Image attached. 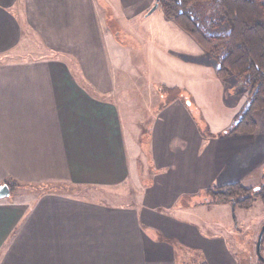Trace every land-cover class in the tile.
Returning a JSON list of instances; mask_svg holds the SVG:
<instances>
[{
    "label": "crops",
    "instance_id": "0c3cea01",
    "mask_svg": "<svg viewBox=\"0 0 264 264\" xmlns=\"http://www.w3.org/2000/svg\"><path fill=\"white\" fill-rule=\"evenodd\" d=\"M154 3L0 0V187L21 186L0 201V264H178L174 244L196 242L207 244L209 264H236L218 246L212 251V239L201 229L209 222L185 215L209 205L191 203L180 215L141 205L155 183L142 187L137 165L145 155L124 123L106 46H122L121 20L137 38L138 18L149 17ZM110 15L119 25L116 32ZM21 46H43L49 53L11 61ZM158 47L162 53L164 46ZM126 52L130 57L132 50ZM177 105L168 109L183 112ZM185 117V137L200 141L198 128ZM240 139L251 140L242 134L233 140ZM209 150L204 177L212 172V145ZM126 184L144 191L123 206L41 191Z\"/></svg>",
    "mask_w": 264,
    "mask_h": 264
},
{
    "label": "rangeland",
    "instance_id": "374dc122",
    "mask_svg": "<svg viewBox=\"0 0 264 264\" xmlns=\"http://www.w3.org/2000/svg\"><path fill=\"white\" fill-rule=\"evenodd\" d=\"M209 12L202 19L204 22L199 21V25L207 31L206 35H218L225 28L224 17L216 8ZM144 15L137 21L138 39L124 31L128 30L127 22L121 20L118 29L119 25L110 15L108 24L114 25L115 32L118 29L122 46L119 43L120 46H106L111 70L118 82L124 123L132 137L137 138L146 157H142L137 165L142 187L147 188L155 183L148 189L145 201H140L141 205L170 215H180V211L189 209L191 203H204L206 198L209 200L206 194L209 190L232 184H241L248 189L259 188L264 184V111L254 114L256 132L252 135L242 134L251 139L249 142L245 139L234 141L237 135L217 137L232 127L248 102L249 93L239 86L232 75L220 79L218 62L195 39L168 19L163 10L158 9L149 17ZM110 42L113 44V39ZM158 46H164L162 53ZM127 49L132 50L130 57ZM15 53L11 61L33 60L48 56L49 52L43 46H21ZM165 88L173 90L169 94L173 96L177 93L174 89L189 93L195 102L188 96L184 100L180 96L161 108L169 93ZM176 102H179L177 106L183 107V112L176 107L168 109ZM192 102L193 107L201 111V120L212 137H203L196 123L200 117L194 116L189 108ZM185 116L198 128L200 141L192 142L191 137H185L188 124ZM224 139L232 141L220 143ZM184 144L188 155L183 159L180 150ZM210 145L212 172H206L204 177L201 165L210 160ZM154 169L163 171V174H154ZM196 170L200 172L198 177L194 174ZM144 188L136 191L126 184L117 189L69 188L61 191L123 206L133 204L139 191L143 192ZM200 208L195 213L185 215L192 220L209 222L205 231L204 227L201 229L204 236L212 239V251L213 247L218 246L224 254H230L236 264H260L256 245L264 226V206L259 198L249 210L234 208L231 203ZM183 238L187 240V237ZM206 245L196 242L195 246L188 248L182 245L180 248L174 244L177 263L209 264L204 249ZM261 253L264 257V242Z\"/></svg>",
    "mask_w": 264,
    "mask_h": 264
},
{
    "label": "trees",
    "instance_id": "16d2710c",
    "mask_svg": "<svg viewBox=\"0 0 264 264\" xmlns=\"http://www.w3.org/2000/svg\"><path fill=\"white\" fill-rule=\"evenodd\" d=\"M214 8L224 17L225 28L218 35L212 33L208 36L199 21ZM159 9L218 62L220 79L232 75L249 91L248 102L232 127L217 137L254 134L257 130L254 114L264 111V0H160ZM165 90L169 93L161 108L167 107L180 96L183 100L188 96L193 101V98L182 90L174 89L177 92L175 96L169 95L173 90ZM193 105L192 102L189 108L193 110L194 116L200 117L196 123L199 124L203 137H212L207 125L201 120V114ZM8 186L11 192L21 187L17 184ZM69 188L63 190L67 191ZM41 190L61 191L59 187H41ZM206 194L209 200L206 198L204 204L207 205L231 203L234 208L249 210L259 198L264 206V184L257 189L232 184L209 190Z\"/></svg>",
    "mask_w": 264,
    "mask_h": 264
},
{
    "label": "water",
    "instance_id": "95a60500",
    "mask_svg": "<svg viewBox=\"0 0 264 264\" xmlns=\"http://www.w3.org/2000/svg\"><path fill=\"white\" fill-rule=\"evenodd\" d=\"M160 8V0H155L154 5L149 10L146 16H151L154 12H156ZM11 196V189L8 185H3L0 187V201L4 199H8ZM264 238V226L260 231V234L258 236V241L256 245V254L258 259H260L262 262H264V257L262 256L261 249H262V243Z\"/></svg>",
    "mask_w": 264,
    "mask_h": 264
},
{
    "label": "flooded vegetation",
    "instance_id": "af4514ba",
    "mask_svg": "<svg viewBox=\"0 0 264 264\" xmlns=\"http://www.w3.org/2000/svg\"><path fill=\"white\" fill-rule=\"evenodd\" d=\"M238 81V80H237ZM239 83V86L241 87V88H243V84L242 83H240V82H238ZM244 89V88H243ZM248 93H249V91H247ZM263 242H264V238H263ZM262 245H263V243H262ZM262 250V249H261ZM259 260V262H260V264H264V262H262L260 259H258Z\"/></svg>",
    "mask_w": 264,
    "mask_h": 264
}]
</instances>
